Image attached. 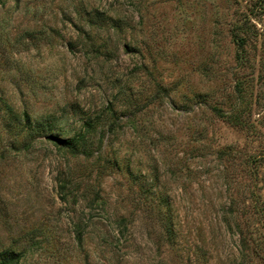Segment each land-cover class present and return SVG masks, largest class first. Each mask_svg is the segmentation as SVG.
Masks as SVG:
<instances>
[{
    "label": "rangeland",
    "instance_id": "374dc122",
    "mask_svg": "<svg viewBox=\"0 0 264 264\" xmlns=\"http://www.w3.org/2000/svg\"><path fill=\"white\" fill-rule=\"evenodd\" d=\"M10 254L264 264V0H0Z\"/></svg>",
    "mask_w": 264,
    "mask_h": 264
},
{
    "label": "trees",
    "instance_id": "16d2710c",
    "mask_svg": "<svg viewBox=\"0 0 264 264\" xmlns=\"http://www.w3.org/2000/svg\"><path fill=\"white\" fill-rule=\"evenodd\" d=\"M238 42H239V44H240V40H239ZM242 43H245V39H244V38H241V44H242ZM241 44H240V45H241ZM241 46H242V45H241ZM69 141L72 142V140H68L66 143H69ZM73 141H76V140L73 138ZM252 158H253V159H257L258 156L253 155ZM254 170H255V169H254ZM12 258H13V257H12V254H10V255H8V256L6 255L5 257H3V258L1 259L0 264H10L9 261L12 260Z\"/></svg>",
    "mask_w": 264,
    "mask_h": 264
}]
</instances>
